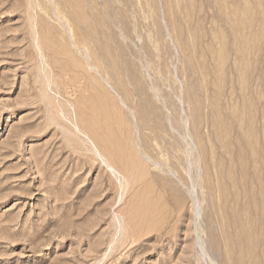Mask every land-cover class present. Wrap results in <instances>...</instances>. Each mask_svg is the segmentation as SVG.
Listing matches in <instances>:
<instances>
[{
  "label": "rangeland",
  "instance_id": "1",
  "mask_svg": "<svg viewBox=\"0 0 264 264\" xmlns=\"http://www.w3.org/2000/svg\"><path fill=\"white\" fill-rule=\"evenodd\" d=\"M0 264H264V0H0Z\"/></svg>",
  "mask_w": 264,
  "mask_h": 264
}]
</instances>
